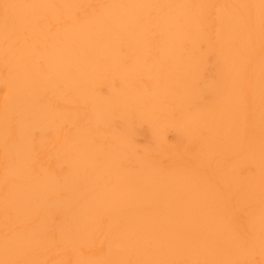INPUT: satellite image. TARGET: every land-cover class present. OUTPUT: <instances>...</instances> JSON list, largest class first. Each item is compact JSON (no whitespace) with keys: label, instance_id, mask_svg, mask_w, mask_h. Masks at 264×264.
Segmentation results:
<instances>
[{"label":"bare ground","instance_id":"obj_1","mask_svg":"<svg viewBox=\"0 0 264 264\" xmlns=\"http://www.w3.org/2000/svg\"><path fill=\"white\" fill-rule=\"evenodd\" d=\"M0 264H264V0H0Z\"/></svg>","mask_w":264,"mask_h":264}]
</instances>
